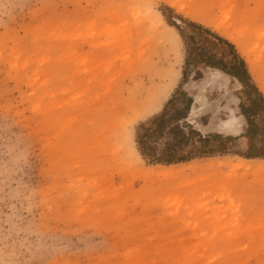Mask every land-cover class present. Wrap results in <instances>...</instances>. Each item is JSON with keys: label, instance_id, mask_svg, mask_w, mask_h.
Here are the masks:
<instances>
[{"label": "rangeland", "instance_id": "1", "mask_svg": "<svg viewBox=\"0 0 264 264\" xmlns=\"http://www.w3.org/2000/svg\"><path fill=\"white\" fill-rule=\"evenodd\" d=\"M189 24L244 61L254 131L188 116L212 153L150 165L140 125L208 69ZM0 264H264V0H0Z\"/></svg>", "mask_w": 264, "mask_h": 264}, {"label": "trees", "instance_id": "2", "mask_svg": "<svg viewBox=\"0 0 264 264\" xmlns=\"http://www.w3.org/2000/svg\"><path fill=\"white\" fill-rule=\"evenodd\" d=\"M189 28L193 30V36L189 38L177 28L184 43L188 41L185 68L192 66L190 70L200 67L217 69L243 83V77L247 75L246 66L234 46L199 25L189 24ZM195 37L199 38V44L194 43ZM183 76L186 80L188 75L185 71ZM192 99L183 92H175L160 114L140 125L136 132L135 143L139 155L146 163L150 165L182 164L212 153L205 151L203 152L205 155H192L185 152V147L194 138L198 143L206 146L212 139L209 136L202 138L198 132L191 130L186 124H179L180 121L188 119ZM239 109L248 125L246 136L251 139V133L254 131L252 115L242 104L239 105ZM166 136L168 139L162 142L160 147L158 143ZM213 138L223 140L220 136Z\"/></svg>", "mask_w": 264, "mask_h": 264}, {"label": "bare ground", "instance_id": "3", "mask_svg": "<svg viewBox=\"0 0 264 264\" xmlns=\"http://www.w3.org/2000/svg\"><path fill=\"white\" fill-rule=\"evenodd\" d=\"M197 74L199 75L200 71L192 75L188 84V88L192 87L193 83L196 88L190 118H197V115L202 113L201 116L206 117L208 121L212 118L207 130L228 136L238 135L243 126V116L239 110L238 98L232 92L234 83L214 69H206L199 77Z\"/></svg>", "mask_w": 264, "mask_h": 264}, {"label": "crops", "instance_id": "4", "mask_svg": "<svg viewBox=\"0 0 264 264\" xmlns=\"http://www.w3.org/2000/svg\"><path fill=\"white\" fill-rule=\"evenodd\" d=\"M209 69V68H208ZM211 69V68H210ZM217 70V69H216ZM217 71H220V70H217ZM221 73H223L222 71H220ZM223 74H225V73H223ZM189 82H190V80H188V84H189ZM186 92H187V89H186ZM190 98H191V96H190ZM192 99V98H191ZM192 104H193V102H192ZM192 104H191V107H192ZM191 107H190V111H191ZM240 110V109H239ZM189 111V112H190ZM244 118V117H243ZM245 119V118H244Z\"/></svg>", "mask_w": 264, "mask_h": 264}]
</instances>
